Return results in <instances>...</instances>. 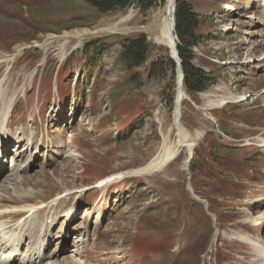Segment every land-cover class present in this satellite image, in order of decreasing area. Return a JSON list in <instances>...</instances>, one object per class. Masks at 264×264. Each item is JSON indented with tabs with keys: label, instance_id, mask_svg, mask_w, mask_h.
<instances>
[{
	"label": "rangeland",
	"instance_id": "obj_1",
	"mask_svg": "<svg viewBox=\"0 0 264 264\" xmlns=\"http://www.w3.org/2000/svg\"><path fill=\"white\" fill-rule=\"evenodd\" d=\"M177 1L196 17L191 63L209 79L198 94L187 93L182 83L189 100L181 124L191 139L201 136L188 164L182 151L161 171L114 185L96 206L102 193L92 188L95 181L145 165L161 151L164 137L167 145L176 142L171 125L177 67L154 41L165 0H135L106 14L83 0H0V78L6 79L5 95L16 99L10 129L22 127L36 140L45 135L60 155L38 148L28 178L14 188L31 198L13 206L47 204L80 190L69 223L63 220L77 194L55 206L53 214H60L51 231L57 238L66 232L62 252L74 253V264L260 260L236 236L264 240V0H175V9ZM140 35L150 46L138 68L127 67L120 43ZM91 41L102 53L89 61ZM208 100L224 104L209 107ZM10 192L3 193L2 204L9 203ZM83 210L84 222L77 219ZM97 210L101 222L87 245L82 226L86 239ZM75 238L81 243L72 252Z\"/></svg>",
	"mask_w": 264,
	"mask_h": 264
},
{
	"label": "bare ground",
	"instance_id": "obj_2",
	"mask_svg": "<svg viewBox=\"0 0 264 264\" xmlns=\"http://www.w3.org/2000/svg\"><path fill=\"white\" fill-rule=\"evenodd\" d=\"M174 12H175V0H165L163 13L161 16L160 23L155 31L154 41L158 44L165 46L168 49L169 55L171 58L176 60V40H175V26H174ZM131 14L123 17L122 20H127V18ZM255 19V18H253ZM257 33V32H256ZM81 36V35H80ZM21 51V50H20ZM16 58L15 56H10L9 59L13 60ZM9 61V60H8ZM5 76L0 78V142L2 141L1 148L4 146L6 142H9L10 139H15L16 144L13 147L11 152L14 153V157L17 159H11V163L7 167L15 166V175L17 177L16 181H14V176H5L0 177V220L5 218L6 216L13 217L25 216L33 210H36L32 215L27 217L22 223L17 224L15 227L7 226L0 230L1 234L7 235L5 239H1L0 235V256H4V260H0V264H70L71 262L74 264L76 258L73 256L66 255L67 253H63L62 246H60L59 242H56L55 245H52V248H46V245L49 242L48 237L52 234L50 233V227L54 224L56 220L53 214V207L57 204L56 200L52 201L50 204H46L45 208L49 210L48 216L46 217L44 222H41L39 225V238L33 240L31 235V230L33 228L35 216L34 214L43 210L41 205H19L13 206L18 202H26L31 197L30 193L27 192H15L14 188L16 183L21 184L22 179L28 178L26 172L29 170V164L26 165L20 164L19 169H16V163H20L25 157H31L36 152L35 150L32 153L34 141V133L28 132L26 135H23V128L16 127L14 132H11L9 126V120L13 113V108L16 102L15 96L10 97L5 95ZM21 91L24 92V86H21ZM7 96V97H6ZM189 98L185 94L182 86V72L179 71L176 74V86H175V95H174V110L172 115V125L171 129L174 131L176 142L172 145L166 144V137L163 139V145L161 151L156 154L153 158H151L145 165L137 167L136 170L128 171L122 173L121 181L125 180V178L131 177H143L149 176L154 172L161 171L168 163L174 160L179 153L182 151L186 152L187 156L192 155V150L194 148V142L198 139L201 134L196 133L193 139L188 135L186 130L181 124V112L182 105L184 101H188ZM244 100H247L246 98ZM240 100V101H244ZM209 107H220L224 104L223 101H210L208 100ZM31 121V119H29ZM43 140V139H42ZM40 141V145L45 144L48 150L53 153L55 156H60L58 153L52 149L53 143L49 140L44 143V141ZM25 141V144L19 145V142ZM39 142V141H38ZM264 146V145H263ZM29 159V158H28ZM27 159V160H28ZM1 160V155H0ZM187 165L184 166V170L186 171ZM27 180V179H26ZM119 181V180H118ZM118 181H114L116 183ZM109 185H105L101 188L102 195L100 199H97L94 203L96 206L100 203L101 199L104 198V189H106ZM103 189V190H102ZM7 191H11L12 197L8 198V204H2L4 202V194ZM71 193H68V195ZM30 197V198H29ZM79 197V196H77ZM77 199V198H76ZM29 202V201H28ZM44 205V204H43ZM57 206V205H56ZM56 210V208H55ZM73 210L68 209L66 212L65 221L71 218ZM87 212L85 210L82 211V216L79 220L85 221L87 217ZM92 213V212H91ZM60 214V212L58 213ZM57 214V215H58ZM101 212L100 210L96 211L95 214V222L93 223L92 234L88 235L85 239L87 233H85L88 228L87 225L84 224L82 229L85 231V234L82 237V240H87V245L90 244L91 241H94V236H96L95 232L99 229V225L101 222ZM20 217V218H21ZM60 217V216H59ZM64 217V216H63ZM92 217V216H91ZM44 220V219H43ZM64 221V222H65ZM59 222V221H58ZM59 224V223H58ZM57 229V228H55ZM88 232V231H87ZM89 234V233H88ZM57 236V235H56ZM59 238V237H58ZM240 241H244L246 244H249L256 253L259 254L260 260L256 261V264H264V243H262L263 239L260 238H247L243 235L236 236ZM76 239V238H75ZM81 239V238H79ZM79 239H76V242L73 243V251L76 252V248L80 245ZM89 241V242H88ZM264 241V240H263ZM49 246V245H48ZM22 247L23 250H22ZM51 247V246H50ZM64 254V255H63ZM66 255V256H65Z\"/></svg>",
	"mask_w": 264,
	"mask_h": 264
},
{
	"label": "trees",
	"instance_id": "obj_3",
	"mask_svg": "<svg viewBox=\"0 0 264 264\" xmlns=\"http://www.w3.org/2000/svg\"><path fill=\"white\" fill-rule=\"evenodd\" d=\"M135 0H83L88 6L94 9L100 14H106L110 12L120 11L126 9ZM177 6L174 14V23L176 36L182 41L184 47H178V56L181 60V68L183 72V85L187 93L198 94L208 89L209 79L207 75L200 69L195 68L191 63V51L189 46L194 44V41L190 43L193 36L191 33L192 28L195 26L196 17L191 13L190 8L186 4L176 2ZM98 42V41H97ZM89 44L85 51H92V56L89 57V61L95 59L93 57L98 56L101 46L94 41L88 42ZM119 50V57L126 66L138 68L142 64L144 49L147 44L145 37L140 35L135 39H124L121 43ZM150 46V45H149ZM170 66H174V63L168 58ZM131 82L135 81V76L131 77Z\"/></svg>",
	"mask_w": 264,
	"mask_h": 264
},
{
	"label": "water",
	"instance_id": "obj_4",
	"mask_svg": "<svg viewBox=\"0 0 264 264\" xmlns=\"http://www.w3.org/2000/svg\"><path fill=\"white\" fill-rule=\"evenodd\" d=\"M175 39H176V35H175ZM170 59L176 64V74L177 72L179 71L180 73L182 72L181 70V62H180V59L178 57V53H176V60H174L173 58L170 57ZM182 78H183V73H182ZM189 158H190V155H189Z\"/></svg>",
	"mask_w": 264,
	"mask_h": 264
}]
</instances>
